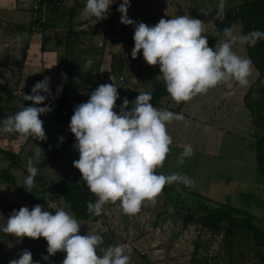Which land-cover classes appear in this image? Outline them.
<instances>
[{
	"label": "rangeland",
	"instance_id": "rangeland-1",
	"mask_svg": "<svg viewBox=\"0 0 264 264\" xmlns=\"http://www.w3.org/2000/svg\"><path fill=\"white\" fill-rule=\"evenodd\" d=\"M30 1L29 6L32 9L33 0ZM240 1L225 0L226 13ZM58 2L60 3L56 4V9L59 10V7H63L65 0H58ZM122 2L123 0H115L109 6L110 12L107 19L99 21L95 19L92 30L87 32L86 38L83 36L85 31L76 29L75 25L72 26L76 43L83 38L88 40L87 49L78 51L76 57L74 55V58L72 57L76 62L75 68L85 70L89 68L86 67V62L91 61L90 67H93L101 60L99 73L101 82L114 83L116 87L129 88L138 92L150 91L151 84L147 82L149 65L144 59L128 60L125 69L117 75H112L110 72V52L125 56V49L132 45L115 37V33L108 41L104 40L108 20L112 22L110 23L114 32L121 29L124 36L134 45V27L120 22L121 13L117 11V8ZM163 2L166 4L161 10L158 6ZM77 3L85 8L86 0H78ZM218 3L219 0H130L128 16L134 21H142L153 26L162 17L170 19L187 15L202 20L205 35H208L214 22L219 20L216 18ZM14 6L15 0H0V20L3 26L0 28V44L3 38L4 41H9L14 33H18V26L15 25L23 21L24 17L13 11ZM70 8L69 6L61 8L63 14L61 19L66 22L69 20ZM49 18L51 14L50 17L42 15L37 25L38 29H42L45 22L50 21ZM58 24L59 20L55 19L52 28H49L53 30L46 29L47 44L53 45L56 36L61 41L66 39V25L60 26L59 30H54L59 27ZM237 24L240 26V22ZM232 29L235 34H239L238 27ZM3 34L4 37H2ZM12 38L17 42L19 36ZM224 39L221 34L213 48L223 43ZM17 45L14 46L15 53L10 58H7V55L12 46H0V106L4 105L6 100L4 89H9L11 93L16 94L10 105H24V101L20 99L22 93L19 94V59L17 58L19 54L16 49L19 47ZM233 51L245 57L241 44L239 47L233 46ZM64 54V52L61 53V58L59 57V70L64 66ZM7 60L12 63H7ZM153 68L160 71L158 65ZM33 71L31 70V73ZM249 82L252 83V80ZM29 83L30 85L23 90V93L30 94L36 80H31ZM234 87L236 91L231 96L226 94L229 89L220 85L210 89L206 95H197L192 100L180 104L175 103L168 93L162 98L159 109L183 113L188 124L186 126L185 122L174 120L167 125L173 144L170 146L171 152L163 167L156 171L165 175L174 172L186 174L195 181V186L190 188L191 193L177 186L169 195L170 198H165L161 193L155 206L145 202L136 215L124 214L120 202L117 201L116 204H106L105 217L95 223L77 219L81 224V235L91 233L103 236V243L97 249L99 255H103L101 249L122 244L125 248L124 254L131 257V264H259L254 255L252 242L247 237L237 236L230 242L228 239H223L222 235L211 233L195 221L188 222L186 226L183 225L184 214L189 212L197 217L204 213V207L215 208L225 204L241 211L239 216H245V214L253 216V222L264 230V150L263 172H260L256 159V139L264 134V108L258 107L259 97L250 96L247 101L244 100L246 86L234 84ZM74 94L71 97L76 105L83 102L88 95L87 92H79L78 89L76 95ZM75 96H80V99L75 100ZM50 99L52 98L48 100ZM246 103L250 104L256 113L252 115ZM0 111L4 112V110ZM257 111L260 112L259 115ZM8 112L17 111L9 110ZM42 120L47 135L44 141L0 130L2 145L0 149L21 155L19 166H13L11 169L15 176V185L0 182V226L6 224L13 209L19 210L22 206H27L31 210L34 205L40 204L43 210L51 211L53 214L60 207L70 212L61 199H51L49 194L42 195L41 190L68 177L81 179V173L73 166V161L79 159V153L73 146L67 145L68 137L61 127L49 119L42 118ZM61 136L65 138L62 142L59 139ZM186 144L192 146L194 155L185 159L183 165L177 167V156ZM30 158L38 168L36 175L38 178H34L35 186L31 192L21 186L28 175L25 169ZM9 164L10 161L0 152V170L7 168ZM39 196L44 197V202L38 200ZM24 249L31 251L33 260L39 261V264H62L66 255L65 252L58 251L50 257L49 261H45L42 259V254L48 255V253L47 241L43 237L21 239L0 231V264H9L10 260L18 259Z\"/></svg>",
	"mask_w": 264,
	"mask_h": 264
},
{
	"label": "clouds",
	"instance_id": "clouds-1",
	"mask_svg": "<svg viewBox=\"0 0 264 264\" xmlns=\"http://www.w3.org/2000/svg\"><path fill=\"white\" fill-rule=\"evenodd\" d=\"M114 2L86 0L84 14L94 16L96 21L105 20L110 12L109 6ZM129 7L130 0H123L117 11L121 13L122 24L134 27L131 56L135 59L142 51L149 66H159L161 74L158 76L163 79L166 91L175 103L206 95L210 89L220 85L229 89L226 93L229 96L235 94L234 84L249 85L252 61L233 51V45L239 43L254 47L259 40H264V31L254 29L241 35L226 27L222 32L224 42L213 48L209 46L204 22L200 19L187 15L170 19L162 17L155 25L149 26L130 19ZM225 13V0H219L216 18L222 21ZM215 35H221L219 29ZM17 46L20 47L19 44ZM90 66L91 61L86 62V67ZM50 81L51 78L45 76L34 84L30 94L22 92L24 101H31L32 105L0 118V130L34 140H46L44 121L40 116L53 110L50 104L44 103L50 97L56 98ZM60 90L58 86L57 95ZM119 98L118 87L114 83L100 84L87 101L74 106L68 125L76 141L73 147L79 153V159L73 161V166L81 173L88 191L97 197L95 202L86 201L87 211L94 216L104 214V206L117 201L124 214L136 215L145 202L155 206L165 186H195V181L186 174L174 172L165 175L156 171L163 167L173 144L167 125L176 120L185 122L187 126L183 113L155 107L150 102L152 95L149 92H139L133 101L124 98L119 112H116L114 109ZM41 104L44 106H39ZM59 139L62 142L65 138L61 136ZM193 155L192 146L184 145L177 156V167ZM27 172L21 186L31 192L38 174L31 158L27 162ZM80 226L79 221L63 207L57 208L53 214L36 204L31 210L27 206L13 209L6 224L0 226V231L21 239L43 237L47 241L48 255L42 254L45 261L62 251L66 253L62 264H131V257L124 254L122 244L101 249L103 255H99L97 249L103 243V236L81 235ZM9 264H39V261H34L31 251L24 249L19 258L10 260Z\"/></svg>",
	"mask_w": 264,
	"mask_h": 264
},
{
	"label": "trees",
	"instance_id": "trees-1",
	"mask_svg": "<svg viewBox=\"0 0 264 264\" xmlns=\"http://www.w3.org/2000/svg\"><path fill=\"white\" fill-rule=\"evenodd\" d=\"M43 1H46V11L44 12L46 16H49L50 14L52 15L55 11L58 10L56 9L58 0ZM34 12L37 14V18L31 20L30 25L32 26L36 24L39 25V19L43 14L41 12V9H38ZM74 13L75 9L74 7H71L69 11V20L65 24L67 27V35L64 41V47L66 51L72 46L73 43H76L77 41L75 40V33L72 29V26L74 25ZM237 21L241 23V30L243 35L249 33L254 29L264 31V0H245L243 2H240L237 6L231 8L225 14V18L222 21L217 20L216 22H214L212 30L207 35L209 46L213 47L217 39L219 38L220 35H215L218 29L222 34L224 28H231V26ZM110 22L111 21L108 20L109 24L105 28L106 33L104 35V40L108 41L111 35L115 33V37H118L123 42H128L130 45H132V47H128L125 49V56H121L117 52H110V72L112 75H117L125 69L128 60L139 61L143 59V55L141 51V53L138 54V57L133 59L131 56V51L134 47L133 43L130 39H127L124 36V33L121 29H118L116 32H114L112 30V22ZM47 27L49 26L47 24H44L43 28L47 29ZM17 28H20L22 30L25 29L24 26H18ZM56 42H61L57 36ZM245 48L247 58L251 59L252 65L258 71V77L248 88L247 92L244 95V100L247 101L250 96H254L257 98L259 97L257 103L259 104L258 107L261 109L264 108V40H259L254 47L245 44ZM100 67L101 60H99L93 67L86 68L85 70H77L75 68V64L73 62L69 63L65 58L64 66L60 70L61 74L63 73L66 76V78L65 76H63L64 83L62 91L55 99L51 100L49 103H47L46 101L44 102L45 104H50L53 110L47 114H42L40 118L49 119L59 127H61L63 133L68 137V146H73L76 143L74 134H72L68 129L70 118L73 115L74 106H76V102L73 100L71 95L73 93H75L74 95H76L77 89L79 92H87L88 95L83 102L87 101L91 92L100 84H104L99 79ZM148 72L147 82L151 84V90L146 92L151 93L152 101L150 102L155 107L159 108L162 98L167 95L166 86L163 79L159 78L158 76L161 74L160 71L154 70L153 66H149ZM4 91L6 94V100L5 104L0 106V110L18 111L21 110L24 105H32L31 101H24L21 94L20 99H22V102L24 101V105L21 104L22 106H12L10 104L12 103V100L16 94L11 93L9 89H4ZM118 91L120 94V98L116 102L117 107L114 109V111L116 112H119V106L123 103L124 98H127L129 101H133L139 95L138 91H134L129 88L118 87ZM79 99L80 96H77L75 98V100ZM246 104L253 115L255 109L252 108L250 104ZM39 106L43 107L44 104H41ZM128 107L130 108L131 104H129ZM259 114L260 112H258V115ZM263 150L264 134L256 139V159L259 164L260 172H263ZM0 152L3 153L6 159L10 161V164L7 168L0 170V182L15 185V176L11 172V169L13 166H19L21 155L20 153H14L2 149H0ZM25 171L27 172V169H25ZM157 173L159 174V172ZM36 178H38V176H36ZM177 186H179L183 191L191 193L189 187H186L183 184H173L171 186H165L163 188L162 193L164 194L165 198H170L171 196L169 197V195ZM41 193L42 195L49 194L51 199H61L67 205L68 209L76 219H82L90 223H95L99 219L105 217V211L104 214L100 216H94L87 211L86 201L95 202L97 197L88 191L86 185H84V182L80 178H65L64 180L47 186L45 189L41 190ZM38 200L44 202V197L39 196ZM168 202L170 203L171 199ZM204 209V213L197 217L189 212L184 214L183 225L186 226L188 222L195 221L199 223L203 228L208 229L211 233L222 235L223 239H228L230 242L233 241V239H235L237 236H245L252 242L254 255L259 261V264H264V230L255 222H253V216L249 214H245V216H239L238 214H241V211H238L234 207L225 204H222L221 206L215 208L204 207Z\"/></svg>",
	"mask_w": 264,
	"mask_h": 264
},
{
	"label": "crops",
	"instance_id": "crops-1",
	"mask_svg": "<svg viewBox=\"0 0 264 264\" xmlns=\"http://www.w3.org/2000/svg\"><path fill=\"white\" fill-rule=\"evenodd\" d=\"M78 0H65L63 7H59V10L55 11L52 15L50 21L45 22L49 27H47L48 30H53L49 29L52 28V25L56 20H59V27H56L54 30H59L61 29L60 26H63L66 21L64 19H61L63 17V14L61 13V8H66V7H74L75 13L73 17V23L76 26V29H81L85 31V34L83 35L84 38L88 36L87 32L92 30V24L95 23V19H92V16L85 15L84 14V7L81 6L80 4L77 3ZM240 1V0H239ZM244 0H241L240 2H243ZM238 2L237 5L240 3ZM30 0H15V6L13 7V11L16 13H19V15H22L23 21L19 22V25L15 26H24L25 29H18V33H14V35L11 36V39L9 41H4L0 44V46L7 45V47L12 46V49L9 50V54L7 55V58H10L11 56L14 55V46L19 43L20 47L19 49L16 48L18 51L17 53L19 54V94L23 92L24 89H27V87L30 85L29 81H41L44 79L45 76H48L51 78L50 81V86L51 90L54 96H58L61 91H62V85L64 83V78L61 75V72L59 70V60H60V55L61 53H65L63 56V62L65 58L67 61L73 62L74 64L76 63L73 58L76 57L78 51H85L88 47V40L82 39L79 43L72 44V46L66 51L64 47V41H61L60 43L55 41L53 42V45L47 44L45 39V34L47 33L46 29L42 27V29H38L37 25H30L31 20H34L37 18V14L30 9ZM60 2H57L59 5ZM69 4V5H68ZM166 3H162V5H159L160 9H163V5ZM236 5V6H237ZM4 9V7H3ZM230 10V9H229ZM70 11V10H69ZM29 14V17H28ZM50 17V15H49ZM1 18V16H0ZM14 22V21H10ZM239 21L235 22L231 28L233 27H238V32L239 34L243 35L242 30H241V23L240 26L237 24ZM67 23V22H66ZM237 25V26H236ZM2 26V20H0V28ZM3 28V26H2ZM5 31L6 28L4 27ZM3 29V30H4ZM240 29V30H239ZM3 33V31H2ZM1 35V34H0ZM10 36V34H9ZM19 36L18 41L16 42L13 40L12 37ZM4 37V34L2 35ZM234 47L237 46L239 47V44L233 45ZM243 47V48H242ZM241 50H243V54L245 57H247L246 53V48L245 44L241 45ZM76 53V54H75ZM74 55V57H73ZM60 57V58H59ZM73 57V58H72ZM76 59V58H75ZM78 61V60H77ZM7 63H12L10 60H7ZM31 70L33 71L31 73ZM251 78L249 79L252 80V83L257 79L258 77V71L257 69L252 65V74L250 76ZM251 82H249V85L246 86V89L250 87ZM60 86L61 90L59 94L57 95V87ZM44 95H47L46 93H41ZM51 100H47L46 102L49 103ZM8 111H0V118L5 117L7 114L13 113V112H8ZM14 135H17L16 133ZM0 143V147H1Z\"/></svg>",
	"mask_w": 264,
	"mask_h": 264
},
{
	"label": "built area",
	"instance_id": "built-area-1",
	"mask_svg": "<svg viewBox=\"0 0 264 264\" xmlns=\"http://www.w3.org/2000/svg\"><path fill=\"white\" fill-rule=\"evenodd\" d=\"M38 9H41V12L43 13L42 15H45L44 12L46 11V1L33 0L32 10L37 11Z\"/></svg>",
	"mask_w": 264,
	"mask_h": 264
}]
</instances>
